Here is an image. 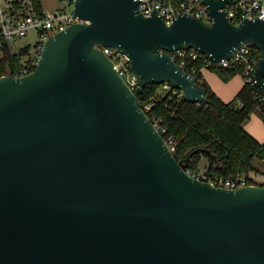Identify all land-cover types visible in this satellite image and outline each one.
<instances>
[{"label":"water","instance_id":"water-1","mask_svg":"<svg viewBox=\"0 0 264 264\" xmlns=\"http://www.w3.org/2000/svg\"><path fill=\"white\" fill-rule=\"evenodd\" d=\"M230 0L145 17L137 0H75L76 23L51 36L34 71L0 77V264H264V187L229 190L185 172L137 103L168 82L188 103L205 89L169 53L214 62L256 47L264 95V20L231 24ZM95 46L119 50L131 92Z\"/></svg>","mask_w":264,"mask_h":264},{"label":"built area","instance_id":"built-area-1","mask_svg":"<svg viewBox=\"0 0 264 264\" xmlns=\"http://www.w3.org/2000/svg\"><path fill=\"white\" fill-rule=\"evenodd\" d=\"M66 8L55 9L49 11L43 7L38 9L34 0H0V46L2 43H7L12 53L19 54L20 65L13 69L9 76L20 78L29 75L38 65L41 54L46 41L53 35L64 31L69 26L76 23H88L78 19L74 13L75 0H61ZM139 11L145 17H149L152 13H156L170 24L173 19L179 14H186L196 19L201 20L205 24L210 25L213 21L207 6L203 0H137ZM221 12H224L231 24L238 25L244 19L264 20V0H230L226 3ZM33 32L37 40L29 49L28 45L21 46L18 52H14V46L10 44L13 39L26 37ZM99 48L103 54L112 62L113 68L118 75L123 79L126 86L131 92H134L139 87L137 77L129 70L128 58L119 50L105 47L95 46ZM170 57L178 61L177 66L187 71L195 78L197 84L204 82L201 76V70L212 68H237L244 85L250 88H256L259 91L258 97L264 100V95L256 86L254 80V72L260 58L257 57L253 47L242 45L237 49L229 59L214 62L209 57L201 54L196 48L186 47L169 53ZM202 65L198 67V63ZM1 77V76H0ZM155 86L159 93H169L171 97L177 99L183 98L181 90L173 87L168 82ZM151 99L138 100L137 103L145 115H151ZM152 123V122H151ZM159 134L164 133V129L157 120L152 123ZM167 144V143H166ZM169 150L174 153L172 141L167 144ZM189 160V159H188ZM185 172L203 182H207L214 187L224 188L229 190L239 189L245 186H262L264 187V176L256 174L253 171L234 177H224L218 173H207L203 171L191 169L188 166Z\"/></svg>","mask_w":264,"mask_h":264},{"label":"trees","instance_id":"trees-1","mask_svg":"<svg viewBox=\"0 0 264 264\" xmlns=\"http://www.w3.org/2000/svg\"><path fill=\"white\" fill-rule=\"evenodd\" d=\"M34 3L38 9L42 8L41 0ZM253 50L260 58L259 50L256 47ZM0 51V76L12 74L20 65L19 54L12 53L7 43H2ZM201 66L199 62L198 67ZM211 70L225 82L239 74L234 67ZM199 85L205 89L206 103H188L169 93H159L155 86H145L137 101L151 99L149 120L158 121L165 130L161 133L163 140L169 145L172 141L179 159H189V168L195 169L205 159L208 174L234 177L253 170L254 158L264 160V142H259L243 125L257 108L264 118V100L258 97V89L244 85L235 99L226 103L205 81Z\"/></svg>","mask_w":264,"mask_h":264},{"label":"rangeland","instance_id":"rangeland-1","mask_svg":"<svg viewBox=\"0 0 264 264\" xmlns=\"http://www.w3.org/2000/svg\"><path fill=\"white\" fill-rule=\"evenodd\" d=\"M41 2L43 8L49 11L66 8L61 0H42ZM36 40V35L31 32L26 37L11 40L10 44L14 46L13 51L17 53L19 47L21 46L28 45V48L31 49ZM202 73L207 79V85L209 88L219 97L220 100L226 103L234 100L236 94L244 86L242 78L239 74H235L230 80L225 82L217 76L214 70L203 69ZM243 126L244 129L254 136L259 142H264V118L259 108L250 114L249 119ZM205 166L206 160L201 159L195 170L203 171ZM252 166L253 170L251 171L264 176V160L254 158Z\"/></svg>","mask_w":264,"mask_h":264},{"label":"crops","instance_id":"crops-1","mask_svg":"<svg viewBox=\"0 0 264 264\" xmlns=\"http://www.w3.org/2000/svg\"><path fill=\"white\" fill-rule=\"evenodd\" d=\"M41 1H42V0H41ZM41 4H42V2H41ZM42 7H43V5H42ZM202 71H203V70H201V76H202L203 80L207 83V79L203 76ZM242 81H243V80H242ZM253 137H254V136H253Z\"/></svg>","mask_w":264,"mask_h":264}]
</instances>
